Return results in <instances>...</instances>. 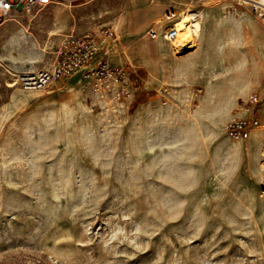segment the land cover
<instances>
[{"label": "rangeland", "instance_id": "rangeland-1", "mask_svg": "<svg viewBox=\"0 0 264 264\" xmlns=\"http://www.w3.org/2000/svg\"><path fill=\"white\" fill-rule=\"evenodd\" d=\"M80 2L68 7L77 33L63 29L66 2L0 24V264H264V134L225 130L264 124V25L236 0H194L200 38L175 52L146 31L164 3L189 0ZM107 21L110 63L129 71L121 106L78 77L16 83L49 67L62 38Z\"/></svg>", "mask_w": 264, "mask_h": 264}, {"label": "built area", "instance_id": "built-area-1", "mask_svg": "<svg viewBox=\"0 0 264 264\" xmlns=\"http://www.w3.org/2000/svg\"><path fill=\"white\" fill-rule=\"evenodd\" d=\"M215 1V0H214ZM249 6L256 18L264 25V0H236ZM66 0H0V24L16 10L31 13L35 7L65 3ZM192 21H200L198 11H191ZM177 13L171 9L163 18L154 20L146 31L149 40L161 39L173 46L180 31L177 29ZM118 36L111 21L98 22L78 34L61 39L55 58L47 68L23 70L14 73L16 83L24 90H45L55 83L78 77L79 81L92 84L96 95L106 103L109 93L114 105L121 106L129 94V71L123 67H114L110 58L116 53ZM250 105L257 102V96L248 99ZM108 105V104H107ZM113 107V105H111ZM110 108V107H108ZM225 130L233 138L248 139L252 132L261 130L264 124L258 119H231ZM259 197L264 200V148L260 164Z\"/></svg>", "mask_w": 264, "mask_h": 264}, {"label": "bare ground", "instance_id": "bare-ground-1", "mask_svg": "<svg viewBox=\"0 0 264 264\" xmlns=\"http://www.w3.org/2000/svg\"><path fill=\"white\" fill-rule=\"evenodd\" d=\"M193 1L194 0H189V3H187L184 6L185 11L184 10L182 12L176 11L177 19L175 22L177 23V29L180 32L177 36V39L173 42V46L170 45L175 52H177V51L183 52L189 48H192L194 46V43H195L194 42L195 38L197 39L200 36L199 34L201 31V22H202L204 15H203V11L199 10L198 12H199L200 16L202 17L201 21L195 22V21L191 20L193 17L190 13L191 12L190 8L193 4ZM211 1H213V0H211ZM163 15L160 17V19L163 18ZM262 151H263V149H262ZM261 156H262V153H261Z\"/></svg>", "mask_w": 264, "mask_h": 264}, {"label": "crops", "instance_id": "crops-1", "mask_svg": "<svg viewBox=\"0 0 264 264\" xmlns=\"http://www.w3.org/2000/svg\"><path fill=\"white\" fill-rule=\"evenodd\" d=\"M129 1L131 2L132 0H129ZM72 4L79 6L81 4V2H80V0H66V26H64V28H63L66 31V34L67 33H69V34L77 33L79 31H81V29H80L81 27H79V26L76 27L78 25L76 20H78L80 15L79 14H75L76 15V17H75L74 14H73V13H75V10L71 11L70 8L68 9V7L71 6ZM167 7L168 6L164 3V5L162 6V9L160 11V14L155 16L152 20L154 21V19L156 17H158V16L161 17L165 13L163 11L166 10ZM128 11H129V9H128ZM116 19L120 20V27H123L126 24V22H127L126 17L124 16V14L119 15ZM150 58H151L150 56H144V59H146L145 62L147 61V59H150ZM149 61L150 60H148L147 62H149Z\"/></svg>", "mask_w": 264, "mask_h": 264}]
</instances>
